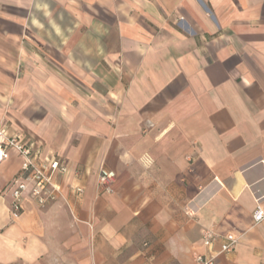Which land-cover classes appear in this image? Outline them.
I'll return each mask as SVG.
<instances>
[{
	"label": "crops",
	"instance_id": "obj_1",
	"mask_svg": "<svg viewBox=\"0 0 264 264\" xmlns=\"http://www.w3.org/2000/svg\"><path fill=\"white\" fill-rule=\"evenodd\" d=\"M0 125L67 165L14 215L8 150L0 264H264V0H0Z\"/></svg>",
	"mask_w": 264,
	"mask_h": 264
},
{
	"label": "built area",
	"instance_id": "obj_2",
	"mask_svg": "<svg viewBox=\"0 0 264 264\" xmlns=\"http://www.w3.org/2000/svg\"><path fill=\"white\" fill-rule=\"evenodd\" d=\"M10 148L17 149L24 157L20 172L8 186L13 196L12 213L18 215L22 212L23 201L27 197H30L39 206H45L56 200L61 194V186L57 177L67 170L65 162L55 154H48L41 159V149L34 140L26 135L11 133L8 127L0 125V162L7 158ZM114 179L113 171L103 170L101 172L100 182L105 185L106 190L112 191L110 184ZM254 219L257 223L264 220L262 206L257 207ZM216 240L217 235L214 231L204 232L203 242L206 246H212ZM238 241L237 235L227 233L218 254L233 252ZM216 256L199 254L196 256V262L197 264H216Z\"/></svg>",
	"mask_w": 264,
	"mask_h": 264
},
{
	"label": "rangeland",
	"instance_id": "obj_3",
	"mask_svg": "<svg viewBox=\"0 0 264 264\" xmlns=\"http://www.w3.org/2000/svg\"><path fill=\"white\" fill-rule=\"evenodd\" d=\"M40 70H38V69H36L35 70V73L36 72H39ZM39 76H36V81H35V83H36V86L38 85V83H41L42 82V77H39ZM38 79V80H37ZM57 86H58V84H56ZM62 87V86H61Z\"/></svg>",
	"mask_w": 264,
	"mask_h": 264
}]
</instances>
